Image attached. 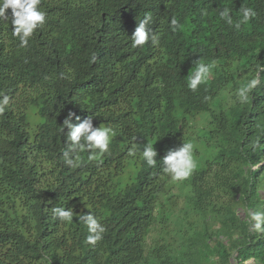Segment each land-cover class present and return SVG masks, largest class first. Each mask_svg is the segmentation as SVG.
Here are the masks:
<instances>
[{
	"label": "trees",
	"instance_id": "trees-1",
	"mask_svg": "<svg viewBox=\"0 0 264 264\" xmlns=\"http://www.w3.org/2000/svg\"><path fill=\"white\" fill-rule=\"evenodd\" d=\"M39 7L47 22L27 48L12 36L11 9L0 18V91L10 97L0 115V264H264V234L236 211L264 206V72L247 104L232 96L264 65V0ZM225 7L234 23L245 7L256 15L237 30L220 18ZM146 13L159 45L133 49ZM199 58L215 66L193 92L186 81ZM70 111L73 124L92 115L94 127L115 131L108 153H81L74 168L64 163ZM183 141L198 167L173 182L161 159ZM146 144L155 168L140 157ZM55 207L71 208L74 223L54 220ZM90 211L106 227L95 246L79 221Z\"/></svg>",
	"mask_w": 264,
	"mask_h": 264
},
{
	"label": "clouds",
	"instance_id": "clouds-1",
	"mask_svg": "<svg viewBox=\"0 0 264 264\" xmlns=\"http://www.w3.org/2000/svg\"><path fill=\"white\" fill-rule=\"evenodd\" d=\"M40 4L41 0H0V18H7V10L11 9L12 36L19 41L18 47L20 48H27L30 38L38 29L43 28L47 22V13L39 7ZM241 13L242 15L235 23L229 8H223L219 16L229 26L239 30L242 25L247 24L256 15L250 7L241 9ZM151 23L152 15L150 13H146L144 18L137 22V26L130 36L133 49L141 48L149 42L153 46L159 45L160 37L149 27ZM170 27L174 32L179 27V21L175 17L171 18ZM214 66V61L205 63L200 58L196 60V68L186 81L188 89L195 92L201 84H206ZM262 72H264V65H257L255 75L233 90L232 96L235 103L240 105L248 103L253 90L261 84L259 77ZM9 102V95L0 91V115L5 113ZM74 115L75 113L70 111L63 121V125L68 128L67 141L69 142L68 150L64 153V163L73 168L81 165V153L87 152L89 161L100 159L105 153H108L111 141L115 136V131L110 126L94 127L92 115L87 116L78 124H73L72 118ZM77 119L79 120V117ZM250 146L252 151L255 152L260 146V139L257 138L251 141ZM194 147L191 141H183L180 146L169 149L166 155L162 157V171L173 182H183L189 179L197 169L198 162L193 154ZM139 153L142 162L146 166L150 168L157 166L158 160L156 157L158 153L152 144H146L142 149H139ZM128 155L135 157L137 149L130 148ZM258 167L259 163L253 171H256ZM262 194H264V189H261V196L264 197ZM236 211L239 215L241 212L244 213V219L247 221L250 230L264 234V206H261L259 210L249 208L247 210L237 209ZM51 216L54 220L68 225L74 223L71 208L55 207L51 211ZM79 221H82L87 228L86 244L95 246L104 238L106 227L93 212L90 211L79 216ZM248 264H254V262L250 260Z\"/></svg>",
	"mask_w": 264,
	"mask_h": 264
},
{
	"label": "rangeland",
	"instance_id": "rangeland-1",
	"mask_svg": "<svg viewBox=\"0 0 264 264\" xmlns=\"http://www.w3.org/2000/svg\"><path fill=\"white\" fill-rule=\"evenodd\" d=\"M156 232H154V235H155Z\"/></svg>",
	"mask_w": 264,
	"mask_h": 264
}]
</instances>
